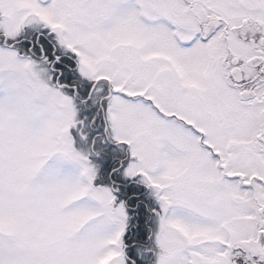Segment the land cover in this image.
Here are the masks:
<instances>
[{"label": "snow or ice", "instance_id": "6c2138e0", "mask_svg": "<svg viewBox=\"0 0 264 264\" xmlns=\"http://www.w3.org/2000/svg\"><path fill=\"white\" fill-rule=\"evenodd\" d=\"M0 264H264V0H0Z\"/></svg>", "mask_w": 264, "mask_h": 264}]
</instances>
